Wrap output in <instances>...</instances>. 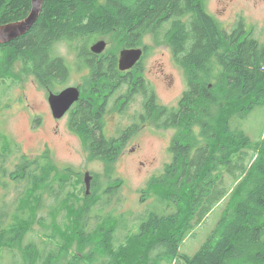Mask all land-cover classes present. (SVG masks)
<instances>
[{
    "label": "trees",
    "instance_id": "1",
    "mask_svg": "<svg viewBox=\"0 0 264 264\" xmlns=\"http://www.w3.org/2000/svg\"><path fill=\"white\" fill-rule=\"evenodd\" d=\"M99 5V0H43L32 27L0 45V86L15 64L42 89L51 91L54 84L66 82L69 67L53 50L59 41L73 44L83 53L84 39L109 34L124 48L139 47L148 33L157 43L166 44L175 64L184 71L187 87L175 108L156 106L152 95L145 100V120H153L161 128L173 126L177 135L169 145L172 162L162 177L153 176L148 190L141 192L158 196L159 204L166 207L165 215L154 209L142 218L137 232L125 235L119 252L113 249V238L124 220L105 217L97 225L111 223L108 231L89 229L91 206L98 198L83 195L81 200H71L73 192L62 200L56 198L49 212L53 217L65 209L64 222L46 224L39 216L45 197L54 190L53 185L65 186L67 180L50 179L52 167L23 157L9 177L25 181L27 187L16 200L10 225L4 228L0 221V254L20 247L22 264H58L57 259L72 245L82 253L89 239L99 236L106 245L101 253L110 256L108 259L98 261L91 252L85 256L88 261L78 259L79 254L69 264H133L139 246L143 254L138 257L147 264H164L166 259L169 264H264V137L252 141L233 126L235 120L240 123L264 108V42L256 41L241 23L226 32L206 13L203 0H105ZM30 11L31 0H0V26L23 20ZM91 57L84 59L91 71L86 91L92 90L95 103L83 92L85 97L81 96L69 127L80 136L89 157L102 161L112 175L117 156L134 130L125 128L112 138L101 131L97 104L105 100L103 95L117 81L118 73L107 79L115 57L108 59L111 64L107 68V60ZM193 126L204 141L195 150L190 144L195 138ZM12 146L0 143V149L8 152ZM111 191L109 188L106 193ZM226 198L220 220L199 250L193 256L180 254L179 246L193 227L192 221L199 225ZM36 225L45 231L41 236L47 243L55 245L46 257L35 243L21 247ZM50 227L53 231L48 233Z\"/></svg>",
    "mask_w": 264,
    "mask_h": 264
},
{
    "label": "rangeland",
    "instance_id": "2",
    "mask_svg": "<svg viewBox=\"0 0 264 264\" xmlns=\"http://www.w3.org/2000/svg\"><path fill=\"white\" fill-rule=\"evenodd\" d=\"M104 3L105 0H99L100 5ZM203 5L206 13L215 18L226 32L231 33L233 28L241 23L243 30L251 33L256 41L264 42V0H203ZM84 41H87L84 44L86 45L84 53L68 42L59 41L54 45V55L61 57L69 67V77L67 76L66 82L54 84L50 94H59L69 87L82 86L83 88L84 85L85 87L89 85L87 66L79 60L78 55L80 52L86 57V51H89L97 42L103 41L106 44L104 51L98 55L90 52L94 58L107 60V62L103 61L104 65H107L106 68L111 64L108 61L110 57L115 56L119 60L121 51L140 49L142 56L138 62L125 71L134 68L141 70L138 73H142L145 81L144 93L130 99L121 114L108 112L104 115L102 126L106 135L113 136L128 126H137L138 131L117 156L113 165V174H108L106 165L102 161L89 157V151L83 142L69 129L67 119L53 118L48 105V91L45 90L50 89L39 87L31 75L20 72L19 65L15 64L10 73L4 76L5 82L0 86V143L13 145L11 152L0 149V221L4 228L10 225L16 200L26 190L25 181L15 182L9 177V174L21 164V158L25 157L29 161L35 160L40 165L46 164L52 167L50 179L67 180L65 186L53 185L54 190L45 197V205L39 215L44 218L45 223L49 224L54 220L59 223L64 222L65 209L56 212L53 217L49 212L56 198L62 200L67 194L69 197L72 192L71 200H74V197L79 200L83 195L98 198L97 202L93 201L91 206L93 211L88 218L89 229L98 228L97 230L108 231L111 223L97 225L105 217L124 220V226L118 227L113 238V249L119 252L118 246L125 243V235L137 232V224L142 218L154 209L159 214L166 211L164 204H159L158 196L152 192L147 195L141 192L148 190L149 181L153 176L162 177L166 165L172 162L169 145L177 135V130L173 126L161 128L155 121L145 120L146 116L141 122L139 118L142 113L145 114L146 108L143 107L146 100L144 98L143 101V96L153 93L157 106L175 108L186 90V76L184 71L175 64L171 48L164 43L154 41L149 33L144 35L141 45L134 48L121 47L113 34L92 36ZM138 73L135 71L136 76ZM124 90L125 87H122L115 96H119ZM80 98L81 96L79 100ZM108 100V106L113 111V107L116 106L114 99ZM157 118L156 120H160L159 116ZM234 125L242 129L252 141H257L260 137H264V108L255 110L240 123L235 120ZM191 129L195 138L194 141L190 140V144L195 150L200 148L204 141L198 137L197 126ZM223 178L228 181L227 176ZM109 188H112L111 193H106ZM227 199L217 204L198 223L199 225L192 221L193 227L179 246L180 254L193 256L199 250L220 220ZM60 226L64 227L63 224ZM177 226L180 224L178 223ZM46 231L51 233L53 230L50 227V230ZM59 231L61 233V229ZM29 233L23 238L21 247L30 242L35 243L39 246L38 249L43 250L42 257H46L47 251L55 249L54 244H48L41 236L45 231L38 225L34 227L33 232ZM97 239H100V242ZM104 241L99 236L90 238V244L83 247L82 253L76 252V246L72 245L57 259L58 264H69V260L75 259L74 256L79 257V254L81 257L78 259L88 261L89 258L85 256L91 252L98 261L101 257L108 259L110 256L107 257L101 253V250L106 248ZM138 242L141 245H147L141 240ZM7 251L0 254V264H22L20 247ZM137 252L138 256L143 254L141 246ZM138 256L132 259L133 264H147L145 261H140L141 257ZM124 257L125 255L120 258ZM164 264H169L168 259L164 261Z\"/></svg>",
    "mask_w": 264,
    "mask_h": 264
},
{
    "label": "flooded vegetation",
    "instance_id": "3",
    "mask_svg": "<svg viewBox=\"0 0 264 264\" xmlns=\"http://www.w3.org/2000/svg\"><path fill=\"white\" fill-rule=\"evenodd\" d=\"M86 56H88V58L85 57V56H82L81 53L79 52L78 58H79L80 61L84 62L85 58H87V59L91 58L92 59L93 57H91V56H94V55L89 50V51H86ZM110 56H107V57H110ZM113 57H115V56H113ZM109 59H111V57ZM116 60L117 59L115 57V67H113L112 72L108 73L107 79H111L112 78L111 77L112 73L113 72H115V73L117 72L118 73V75L116 77L117 81L112 83V88L108 86V92L103 95V97H105V100L102 98L101 102L97 105L98 106V110L100 112V115L98 114V117H100L99 119L102 121V126L104 125V121H103L104 115H106L108 112H113V113L117 112L118 114H121L123 112V110L125 109V107L127 106V103H128V101L130 99H132L134 96L142 95L144 93V91L142 89L143 88L142 84H145L144 83L145 81L142 78V73H138L141 70H137L138 68H134V69L130 70V71H133V72L120 71L119 68H118V60L117 61ZM86 71H87V73H89L88 74V77H89V75H91L90 68L87 67ZM135 71L138 73L136 77H135ZM134 77H135V80H133ZM117 84H119V85L117 86ZM122 87H125V90L123 92H121V94L119 96L116 97L115 94L120 92V89ZM75 88L79 89L80 96H82V97L84 96V94H86L85 96H91L90 94H92V92H91L92 90L86 91V88H88V87H85V85H84L83 88H82V86L81 87L77 86ZM45 90L48 91L47 95H50V90H47V89H45ZM83 92H85V93L83 94ZM151 95L154 96L153 93H151ZM151 95L143 96V101H144V98H146V99L147 98H153ZM109 98L114 99L113 101L116 104V106L113 107V111H111L110 106H108V103H109L108 99ZM91 99L95 103V99L96 98H93L91 96ZM79 101L76 104L72 105L70 107V109L65 113V115L61 118V119H65V118L67 119L68 127H69L70 121L75 116V114L78 112L77 111V106H79ZM144 106H146L145 102L143 103V107ZM154 106H155V104H154ZM156 106H157V104H156ZM49 108H50V106H49ZM153 108L157 109V107H153ZM93 109H94V107L91 105V112H93V114H95L96 111H94ZM144 112H145V110H144ZM144 116L145 115L142 113L141 117L139 118V120L141 122H143ZM61 119H59V120H61ZM125 128H130L131 131L134 130V134L133 135H135V133L138 131L137 126H128V127H125ZM69 129H70V127H69ZM124 129L122 131H119L118 134L123 132ZM101 131L103 132V128H101ZM73 133L76 134L79 137V139L81 140L80 136L75 131H73ZM103 134H105V136L108 137V138L116 137V135L115 136H113L111 134L110 135H106V133H104V132H103ZM129 136L130 135H128L127 137H129ZM131 137L126 139L127 141L125 142L124 146L131 139Z\"/></svg>",
    "mask_w": 264,
    "mask_h": 264
},
{
    "label": "water",
    "instance_id": "4",
    "mask_svg": "<svg viewBox=\"0 0 264 264\" xmlns=\"http://www.w3.org/2000/svg\"><path fill=\"white\" fill-rule=\"evenodd\" d=\"M43 0H31V11L29 15L18 22L0 26V45L9 43L23 36L35 23L41 11ZM106 44L101 41L94 44L90 51L93 54H100L104 51ZM142 51L140 49L123 50L120 52L118 60V68L125 71L133 67L140 57ZM80 92L75 87L64 89L59 94H50L48 104L53 118L61 119L70 109L72 104L79 100Z\"/></svg>",
    "mask_w": 264,
    "mask_h": 264
}]
</instances>
